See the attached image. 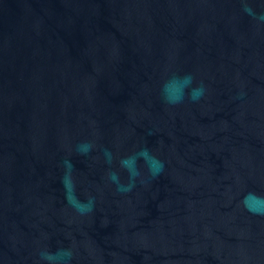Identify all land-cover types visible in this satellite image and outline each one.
Wrapping results in <instances>:
<instances>
[{
	"label": "water",
	"instance_id": "95a60500",
	"mask_svg": "<svg viewBox=\"0 0 264 264\" xmlns=\"http://www.w3.org/2000/svg\"><path fill=\"white\" fill-rule=\"evenodd\" d=\"M0 264H264V0H0Z\"/></svg>",
	"mask_w": 264,
	"mask_h": 264
},
{
	"label": "clouds",
	"instance_id": "9594fccd",
	"mask_svg": "<svg viewBox=\"0 0 264 264\" xmlns=\"http://www.w3.org/2000/svg\"><path fill=\"white\" fill-rule=\"evenodd\" d=\"M187 87V84H184V85H179L177 87V97L175 98V100H173L172 102L173 103H179L181 102L182 98H183V92H184V88ZM201 90L200 89H193V93L190 95V98L193 100V101H196L199 99V96L201 95Z\"/></svg>",
	"mask_w": 264,
	"mask_h": 264
}]
</instances>
